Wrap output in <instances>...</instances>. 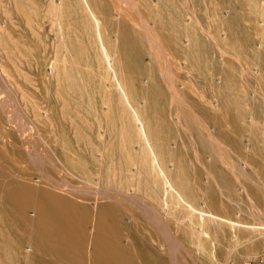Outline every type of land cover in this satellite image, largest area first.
Wrapping results in <instances>:
<instances>
[{
	"label": "rangeland",
	"instance_id": "374dc122",
	"mask_svg": "<svg viewBox=\"0 0 264 264\" xmlns=\"http://www.w3.org/2000/svg\"><path fill=\"white\" fill-rule=\"evenodd\" d=\"M113 1L90 3L160 163L193 207L222 220L191 212L163 194L162 180L154 184L158 172L132 110L121 102L83 0H0V91L16 100L26 135L47 161L43 170L78 188L98 181L104 187L107 179L114 188L112 176L120 174L125 190L135 189L150 206L157 201L183 245L178 263L166 249L157 253L166 264H264V0H133L136 9L122 12ZM143 18L164 54L150 55L147 44L144 53L137 48ZM0 126V177L24 171L40 177L1 114ZM33 204L37 197L28 213ZM24 225L14 230L0 217V264H25L17 263L18 252L25 255L34 239ZM137 227L153 231L144 218ZM11 234L15 252L1 249V236ZM43 256L33 254L36 261Z\"/></svg>",
	"mask_w": 264,
	"mask_h": 264
},
{
	"label": "bare ground",
	"instance_id": "6f19581e",
	"mask_svg": "<svg viewBox=\"0 0 264 264\" xmlns=\"http://www.w3.org/2000/svg\"><path fill=\"white\" fill-rule=\"evenodd\" d=\"M114 1L113 3H115ZM118 1L120 12H122L124 6L132 9L137 7L133 0ZM83 2L95 24L96 36L101 44L107 69L111 77L119 85L122 94L121 102L132 110V119L136 122L139 135L145 141L151 156L153 170L156 173L158 172V176H155L154 184L157 185V180H162L164 195L176 197L188 210L198 213L199 211L189 203L186 195L176 187L174 181L168 176L166 169L161 165L156 150L148 138L145 123L138 110L132 105L123 82L118 78V67L115 64L116 61L111 58L105 47L101 31L102 23L95 13V8L91 5L90 0H83ZM49 5H52L51 2ZM53 8L55 7L53 6L51 9ZM116 17L121 19V13L118 12ZM142 22L144 35H136L138 40L136 42L137 48L144 53L143 50L147 44L150 55L157 56V50L164 54L165 52L163 53L160 47L161 44L157 42L151 24L144 18ZM143 39L148 42H143ZM136 56L138 57L139 54L137 53ZM0 68L2 67L0 66ZM173 77V74H171L170 81L167 80V83L172 87L175 80H173ZM2 95L3 92L0 91V114L5 124L12 127L13 131L18 132V137L25 149V156L29 157L32 163L41 171V175H38L40 177L31 176L33 174L30 173L31 175H29L25 171L0 177L2 178L0 179V203L2 204L0 217L3 222L8 221L14 230L19 229L18 225L22 226L24 223L26 231L30 232L29 238L31 241L34 239L33 245L30 244L25 247V255H21L18 252L21 258L17 259V263L23 261L25 264H166L162 262V259L157 254L164 249L172 257V262L178 263L177 254L183 248V245L171 234L166 219L160 217L162 212L156 206L157 201H154L155 205L150 206L144 201L143 197L137 194L135 189L125 190L122 184V176L116 173L112 176L117 180L114 188L109 184V179H107V186L104 187L98 181L93 188H78L65 179L57 181L49 176L43 170V164L47 161L38 153L31 138L26 135L30 128L25 123H21L18 104L14 105L15 109L12 107V103H16V100L13 97L8 99L6 98L7 96L3 99L4 96ZM172 96L175 101L179 100L178 93L177 95L174 93ZM183 104L185 105V103ZM183 109L186 110L185 108ZM124 113L125 109L122 112V117ZM129 121L131 120L127 119L130 126L131 122ZM174 122L180 123L179 117ZM204 131L208 133L213 142L216 141L210 129L204 128ZM219 148L218 150H220ZM13 153L16 154L18 152L13 150ZM103 159L104 156L99 154L98 160L101 162ZM11 164L14 165V163ZM51 172H53L52 169ZM127 178L129 180V177ZM153 194L157 200V196H159L157 190ZM33 197H37L39 205L33 204L34 209L28 213L27 204ZM88 202H92V206ZM199 213L203 218L222 220V218L213 213H207L203 210ZM140 218H144L153 227V231L145 234L136 229L139 228L137 225L140 222ZM106 220L107 223L104 224ZM157 232L163 238L160 242H157ZM200 234L202 235V231ZM1 238V241L5 242V244H1L3 246L1 249L15 252V248L12 249V246L15 244L13 238L16 237L11 234L10 237L1 236ZM17 243L16 245H19L20 242L17 241ZM34 253H41L44 256L36 261L33 257Z\"/></svg>",
	"mask_w": 264,
	"mask_h": 264
}]
</instances>
